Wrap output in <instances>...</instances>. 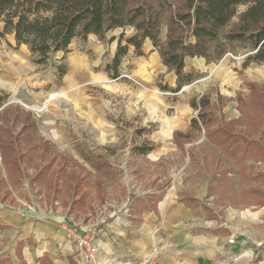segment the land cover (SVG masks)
<instances>
[{"label":"rangeland","instance_id":"1","mask_svg":"<svg viewBox=\"0 0 264 264\" xmlns=\"http://www.w3.org/2000/svg\"><path fill=\"white\" fill-rule=\"evenodd\" d=\"M244 9L240 6L238 12ZM236 23L235 17L225 31ZM121 32L119 29L107 34L102 42L104 50L111 43L108 39H116ZM124 33L128 37L133 29L126 27ZM165 34L163 27L161 40L165 39ZM102 44L95 37L84 42L75 39L67 54L52 53L45 64L38 65L27 47L15 48L12 35L0 38V94L4 96L0 113L6 107H18L37 127L36 135H28L36 139L25 140L27 129L20 128L26 123L25 116L23 113L16 116L12 134L18 133L21 141L18 149L28 147L29 151L21 153L26 156L22 165L17 163L18 167L11 171L0 154V202L15 210L38 214L39 207H45L55 216L67 218L77 240H86L96 248L95 254L83 250L80 255L76 248L81 264H103L98 238L102 227L109 225L114 215L107 209L113 207L117 211L126 203L128 210H135L133 203L126 200L129 193L134 197L132 202L135 203L136 198L141 202L151 189L163 184L167 187L171 179L178 178L184 184L178 201L184 196L196 197L201 204L210 207L217 220L207 221L202 210L191 209L192 217L182 223L190 239L196 242L201 232L212 237L220 226L225 234H221L218 246L231 233L238 238L237 246L225 248L222 256L209 259L208 264H264V155L258 153V150L264 151V108L256 105L257 101H264V92L257 90L252 101L248 97L249 84L264 87V64L243 67L251 50L247 46L233 45L235 52H227L217 62L203 58L188 61L186 69L191 68L192 82L183 87V92H180L182 88L173 93L159 87L161 78L150 86L138 80L139 84L134 78L135 82L113 79L106 70V60H111L107 51L101 55ZM99 56L100 61L94 62ZM103 71L109 74V84L113 85L102 86L86 76L87 73L98 76ZM123 84L127 85L126 91L116 89ZM201 96L209 97V108L217 121L214 125L244 133L248 142L260 145L253 149L254 156L242 150L236 158L225 156L214 139H209L203 129L191 125L183 133L188 139L179 138L180 145L172 141L174 151L169 152L167 144L157 143L160 149L150 152L149 158L155 160L159 152L166 153L160 160L151 162L147 157L135 155V144L156 143L167 137L168 131L160 126L179 109V103L190 107L194 99L198 106ZM37 108L42 110L37 111ZM190 109L191 120L197 119L199 107ZM138 129H142L141 135ZM40 140L48 141L49 145L40 144ZM164 146L166 150L162 149ZM84 155L96 160L103 156L117 172L116 177H104L107 181L99 185L100 179L95 178V169ZM17 176L20 180L16 184ZM137 225L136 221L127 220V228L136 229ZM65 229L69 234V226ZM164 230V233L175 234L176 238L179 236L175 230ZM161 233L165 235L161 229H156L151 239L156 235V240H164ZM195 252L188 250L189 254H197Z\"/></svg>","mask_w":264,"mask_h":264},{"label":"trees","instance_id":"2","mask_svg":"<svg viewBox=\"0 0 264 264\" xmlns=\"http://www.w3.org/2000/svg\"><path fill=\"white\" fill-rule=\"evenodd\" d=\"M240 6L245 7L242 12H238ZM235 17L237 23L225 31ZM0 24V38L12 35L15 48L26 46L33 62L38 65L45 64L52 53L67 54L69 45L75 39L84 42L88 36L93 35L98 41L104 42L108 33L121 29L122 32L116 39H108L109 42L116 40L112 61L106 66L113 79L118 77V68L128 48L133 47L135 56L142 57L143 42L149 40L161 63L168 72L173 71L176 76L174 88L163 85L159 87L173 93H178L192 82V74L183 72L187 57L217 62L225 57L227 52L234 53L233 45H238L242 48L247 46L251 50L245 57L243 67L264 64V0H0ZM126 27L133 29V33L128 37H125L124 33ZM163 27L166 34L165 39L161 40L160 32ZM248 89L251 101L255 99L257 90L264 92V87L254 83L249 84ZM3 99L4 96L0 94V107ZM208 100V96H201L198 106L194 99L190 101L192 109L199 107L197 119L191 120V127L203 129L209 139H214L213 142L225 156L236 158V154L241 150L244 154L254 156L253 149L260 145L257 142H248L244 133L214 125L217 121L209 108ZM256 105L262 109L264 101H257ZM18 113L25 116L26 123L23 122L20 127L24 131L27 129L25 132L28 138L25 140L36 139L34 135H28L37 133L34 121L30 120L25 112L19 111L18 107H6L1 111L0 154L10 171L13 167L22 165L26 156L21 153L29 151L28 147L22 151L18 149L21 143L18 133L15 134L14 131L12 134L11 131V127L16 124ZM141 130H137L138 135L142 134ZM173 134L177 145L181 144L179 138H189L178 131ZM41 142L49 145L46 140H40V144ZM154 147L144 141L143 144H135L133 151L135 155L145 156ZM258 153L259 156L264 155V151L258 150ZM83 157L87 159V156ZM190 158L193 157L190 155ZM64 159L68 160V157ZM87 160L95 169V178L100 179L99 185L104 181V177H116L117 172L103 157ZM19 180L20 177L17 176L14 183L17 184ZM163 187L164 184L157 189ZM163 194V190L158 194H150L143 207L156 211V204ZM184 201L199 207V201L191 198H185ZM201 208L208 218L215 219L216 216L210 209L204 206Z\"/></svg>","mask_w":264,"mask_h":264},{"label":"crops","instance_id":"3","mask_svg":"<svg viewBox=\"0 0 264 264\" xmlns=\"http://www.w3.org/2000/svg\"><path fill=\"white\" fill-rule=\"evenodd\" d=\"M120 31L122 30L120 29ZM90 37L95 36L90 35L87 39ZM100 43L102 44V42ZM107 45L109 47L106 50H104L103 44L99 48H102L100 50L101 55H104L105 51H107L111 60L110 62L106 60V65H109L116 50V40ZM142 52L144 56L137 57L134 54L133 47H129L118 68V73H129L139 84L141 82L138 80L150 86V83L153 84L156 79L161 78L163 86L175 87L176 76L174 72L167 71L149 40L143 42ZM129 55H132V57ZM98 58L94 62L100 61L101 56ZM83 59L87 60L86 58ZM193 59L197 58H185L184 73H191V68L187 70L186 65L188 61L191 62ZM76 69L80 71L78 67ZM84 71L88 70L84 69ZM77 76H80L78 72ZM86 76L96 79V82H99L102 86L109 87V85H113L109 84L107 78L109 74L106 71L105 73L103 71L101 75L98 74V76L92 73H87ZM7 85H12V83ZM116 89L126 91L127 85L123 84ZM183 90L184 88L180 92H183ZM52 96H49V99ZM179 104V107H177L179 109L175 110L171 118L160 126L162 130L168 131L167 137L163 141L156 143L148 140L155 146L151 152L160 149L157 143L167 144L169 152L174 151V148H172L173 146L175 147L172 143L173 132L185 133L189 130L192 111L187 103ZM162 149L166 150L165 146ZM149 155L150 153L144 157L154 162L167 154L159 152L156 154L155 160L149 158ZM104 181L107 180L104 178ZM183 186L184 184L180 179H171L169 186L159 190L151 189V191H148L141 202L137 198L135 203L132 202L134 197L129 193L126 200L133 203L132 208L136 207L135 210H131V208L128 210L125 207L126 203L118 208L117 211L113 207H111L112 209L108 208L107 211L113 212L114 215L110 218L109 225L102 227L103 232L98 238L99 257L102 263L141 264L145 260H150L153 264H208L209 259L211 260L219 255L222 256V251L225 248L232 247L233 245H227L226 239L223 242L221 240L222 244L217 245L221 239V234H225V231L221 230V226L214 231L213 238L211 236L208 237L206 235L208 233L201 232L196 242L190 239V235L183 230L182 223L184 224L187 218L192 217L191 209L202 210L201 207L203 206L208 209L210 207L201 204L196 197L184 196L180 199L181 202L178 201L179 193L184 190ZM162 190L164 194L156 204V211L145 209L143 206L149 195L152 193L158 194ZM185 198L199 201V207L185 203ZM103 203L106 202L104 201ZM44 208L39 207L38 214L27 210H15V208L7 207V205L0 202V264H81L79 258L81 253L77 254L75 242L70 239L65 229L67 226H71L72 223L67 218L55 216L53 211L50 213L47 211L48 208ZM202 212L207 221H217L216 218H208L205 211L202 210ZM212 213L215 214L214 212ZM127 220L136 221L139 225H137L136 229L133 227L127 228ZM63 223L64 225L61 226ZM164 228L169 231L175 230L174 232L179 235L178 238L175 237V234L164 233ZM156 229L163 231L165 237L162 233L161 235L164 240H156V235L151 239V235L153 236ZM187 237L188 239L185 240L184 238ZM236 239H238L237 236ZM189 249L196 250L195 253L197 254H189ZM191 253L193 252L191 251Z\"/></svg>","mask_w":264,"mask_h":264},{"label":"built area","instance_id":"4","mask_svg":"<svg viewBox=\"0 0 264 264\" xmlns=\"http://www.w3.org/2000/svg\"><path fill=\"white\" fill-rule=\"evenodd\" d=\"M118 75H119L117 77L118 79L123 78V79H128L130 81L135 82L134 79L128 73H122V74H118ZM68 233H69L68 235H69L70 239L75 242L76 248L81 252V254H82L83 250L85 252H87L88 254H90V251H92L95 254L96 248H94V246L90 242H88L86 240H82V239L77 240V236L75 235V233L73 231V226H69ZM235 242H236V235L230 234L229 238L227 239V244L228 245H234ZM151 263L152 262L150 260H145L141 264H151Z\"/></svg>","mask_w":264,"mask_h":264},{"label":"bare ground","instance_id":"5","mask_svg":"<svg viewBox=\"0 0 264 264\" xmlns=\"http://www.w3.org/2000/svg\"><path fill=\"white\" fill-rule=\"evenodd\" d=\"M36 110H37V111H40V110H42V108H39V109L37 108Z\"/></svg>","mask_w":264,"mask_h":264}]
</instances>
